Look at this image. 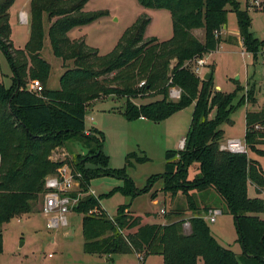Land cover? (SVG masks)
I'll list each match as a JSON object with an SVG mask.
<instances>
[{"label":"trees","instance_id":"16d2710c","mask_svg":"<svg viewBox=\"0 0 264 264\" xmlns=\"http://www.w3.org/2000/svg\"><path fill=\"white\" fill-rule=\"evenodd\" d=\"M136 1L145 9L168 11L172 36L165 41L146 38L151 18L143 13L123 32L113 50L100 55L84 37H68L72 29L107 15L103 11H84L89 0H31L30 37L23 49L14 48L11 40L10 9L16 0H0V48L13 71L10 87L0 83V254L3 226L33 213L48 192L47 178L60 175L67 163L79 175L75 176L78 189L69 195L75 198L80 194L73 210L82 214L85 254H140L141 264L149 256L161 257L163 264H264V200L248 196V186H253L257 194L264 189V172L247 154L219 149L223 136L219 126L231 124L230 115L245 102L255 103L253 89L233 105L237 88L231 93L216 91L213 76L208 81L199 79L190 65L185 66L218 50L228 13L235 15L243 48L256 58L264 42L249 32L248 11L251 3L263 0H246L245 9L237 0ZM45 22L49 24L52 51L65 67L58 90L48 88L51 65L42 57ZM196 30L203 31L201 40L194 36ZM67 63L71 66L67 67ZM36 79L43 85L41 94L28 89ZM142 81L145 84L139 88ZM173 86L181 89L177 101L167 99ZM155 96L161 99L134 103L137 98ZM108 97L125 99L121 114L128 122L142 118L158 124L193 105L183 148L165 153L163 174L150 177L143 190H136L123 170L107 168L101 132L92 129L88 135L85 133L89 107ZM212 111L214 115L210 117ZM257 123L264 124V105L259 111L246 112L244 137L248 150L262 155L257 146L264 142L252 128ZM75 137L83 140L85 155L53 162V151ZM192 164L198 165L199 172L189 180ZM97 176L123 179V186L112 192L131 196L148 192L154 181L162 180L165 195H184L189 209L194 211L195 216L187 220L190 232H183L185 211L170 212L176 219L166 224H142V218L128 213L127 206H119L110 218L101 207L102 197L88 194L89 181ZM217 201L233 217L242 251L239 256L216 240L200 215L201 211L218 209Z\"/></svg>","mask_w":264,"mask_h":264},{"label":"rangeland","instance_id":"374dc122","mask_svg":"<svg viewBox=\"0 0 264 264\" xmlns=\"http://www.w3.org/2000/svg\"><path fill=\"white\" fill-rule=\"evenodd\" d=\"M237 1L241 9L246 8V0ZM29 2L30 0H16L10 9L13 28L11 40L16 49L24 47L30 36L28 24H23L20 20L22 11H30ZM84 11H103L107 15L89 25L71 30L68 37L70 39L84 37L87 45L96 48L100 55L113 50L123 32L143 13L151 18V23L145 32L146 38L154 36L163 41L169 39L172 34L168 11L145 9L136 0H89ZM248 14L251 19L249 32L259 42H264V10H249ZM28 19L30 23L31 15ZM44 27L42 57L51 65L48 88L58 90L61 87L60 78L65 70L64 62L52 51L48 36L49 24L45 22ZM236 29L235 15L228 13L227 23L221 34L224 43L206 57L208 64L203 68V73L208 72L209 64L211 68L215 65L214 87L218 86L219 91L224 93H231L237 88L233 105L237 104L241 96H245L253 89L255 103L245 102L230 115L231 124L224 123L219 126L223 131L221 142L229 139L243 141L246 112L259 111L264 105V54H262L264 48L259 50L257 57L253 59L252 55L247 53L245 48L240 46L241 44L239 45L241 41L239 35L229 34L234 33ZM193 34L200 40L203 37L202 30H196ZM70 66L71 63H67V67ZM12 76L11 65L0 48V83L10 87ZM160 99L161 96L137 98L134 103L145 104ZM124 103V98L112 97L94 101L85 117V132L89 134V130L92 129L101 132L104 137L101 150L108 158L107 168L123 170L132 181L134 188L143 190L150 177L163 174L165 153L176 151L180 140L187 134L193 105L155 124L150 121H126L121 114ZM213 115L214 111L211 112L210 117ZM83 145V140L75 137L67 140L61 149L65 152L67 160L72 161L77 155H85ZM257 149L264 153V144L258 145ZM246 154L250 159L255 160L264 172V154L259 155L249 150ZM139 159L142 161L140 162ZM198 172V165L192 164L188 169V179L192 180ZM89 183L88 194L102 197L101 206L110 217L116 215L119 206H127L128 213L142 217L143 224H166L175 221V216L170 214L173 210L185 211L182 217L185 221L195 216L194 211L189 209L184 195L178 194L171 198L169 194L163 193V182L160 179L151 184L148 192L138 196L120 191L112 192L115 188L122 187L124 183L123 179L116 176H97ZM104 195L110 196L104 197ZM248 196L264 199V189L257 194L253 186H248ZM154 200L156 203H153ZM215 205L222 214L217 217L215 223L206 221L210 231L222 246L239 256L242 251L237 242L233 217L226 212L222 202L217 201ZM44 207L45 198H42L33 213L16 217L3 226V252L0 254V264H138L132 254L111 257L85 254L81 232L82 214L75 212L72 207L66 214L67 226L50 230L47 228L50 216L44 214ZM161 210L165 213H160ZM200 215L205 219L206 213L201 211ZM183 232L188 234L190 230L185 229ZM144 264H163V262L159 256H149ZM198 264H202V261H198Z\"/></svg>","mask_w":264,"mask_h":264},{"label":"built area","instance_id":"2783aa9c","mask_svg":"<svg viewBox=\"0 0 264 264\" xmlns=\"http://www.w3.org/2000/svg\"><path fill=\"white\" fill-rule=\"evenodd\" d=\"M250 6H251L250 10L263 11L264 0L255 1L251 3ZM20 19L23 24L28 23V16L25 12L20 13ZM240 42L242 44V41ZM243 54L244 53L242 52V55ZM190 63L193 74L199 79H202L203 68L206 67L208 64L207 58L206 57L196 58L185 65H189ZM169 83H171V81H169ZM144 84L145 82L142 81L140 82L138 87L141 88L144 86ZM28 89L29 91L35 92L37 94H41L43 92V85L39 80H33L29 84ZM180 94H181L180 88L174 86L170 87L168 91V100L177 101L180 98ZM252 128L253 131L258 132L261 135L260 140L264 142V124L257 123ZM183 143L184 140L180 144L181 148H183ZM59 149L61 148H56L53 151L51 160L53 162H66L67 158L65 157L66 156L65 152L63 151V149L61 150ZM219 149L221 151L229 152L232 154H246L248 151L245 140L241 141L235 139L222 141L219 145ZM0 165H1V157H0ZM75 176H79V175L74 174L70 166L67 163H64L60 175L49 176L46 180V188L48 192L45 195L44 214L46 216H50L47 223V228L50 230H57L60 227L67 226L66 214L69 212L70 208H72L75 205L78 198L80 197L79 193H77L78 196L75 198H72L69 195V193L76 192L79 186V182ZM160 213L164 214L165 212L164 210H161ZM219 215H221V212L218 209H211L206 213L205 220L209 223H215ZM185 229L190 230V224L187 221L183 224V230ZM136 257L138 264H141L143 259L142 255L137 254Z\"/></svg>","mask_w":264,"mask_h":264},{"label":"crops","instance_id":"0c3cea01","mask_svg":"<svg viewBox=\"0 0 264 264\" xmlns=\"http://www.w3.org/2000/svg\"><path fill=\"white\" fill-rule=\"evenodd\" d=\"M30 2H31V0H30ZM30 2H29V8H30ZM22 12H25V11H22ZM26 14H27V16L29 17V15H30V11H28V12H25ZM11 16V15H10ZM21 20V19H20ZM151 23V22H150ZM10 24H11V19H10ZM28 26H29V29H30V23H29V19H28ZM11 28H12V25H11ZM73 30V29H72ZM222 33H223V31H222ZM12 34H13V28H12ZM68 34H69V32H68ZM229 34H232V35H239V33H238V30L236 29V31H234V33H229ZM171 36H172V34H171ZM170 36V37H171ZM30 37V36H29ZM152 37H154V36H152ZM11 38H12V35H11ZM79 38H81V37H79ZM79 38H77V39H79ZM149 38V37H148ZM154 38H156L158 41H161L158 37H154ZM168 40V39H167ZM28 41H29V39H28ZM27 41V42H28ZM163 41H165V40H163ZM86 42V41H85ZM224 43V41L222 42V44ZM27 44V43H26ZM25 44V45H26ZM87 44V43H86ZM241 44V42H239V45ZM25 45H24V47H25ZM221 45V44H220ZM241 47H242V44L240 45ZM24 47H22V48H19V49H23ZM219 49V48H218ZM210 66L209 67H207V69H208V72L207 73H210V77L211 76H213V74H214V71H215V65L211 68V64H209ZM211 69H213V73H212V70ZM206 72H205V74H207ZM204 73H203V77H204V75H205ZM203 79V78H202ZM12 80H13V76H12ZM215 90L216 91H219L220 89H219V87L218 86H216L215 87ZM222 92V91H221ZM252 112H254V111H252ZM137 121H140V122H148V121H146V120H144V119H142V118H140L139 120H137ZM185 138V137H184ZM184 138H182L181 140H180V142H179V146H178V149L176 150V151H178V150H180V149H182L181 148V142L184 140ZM173 151V150H172ZM153 203H156V200H154V202ZM102 207V206H101ZM105 210V209H104ZM107 213V212H106ZM132 214V213H131ZM134 215V214H133ZM142 218V217H141ZM143 222V221H142ZM143 224V223H142ZM148 224V223H147ZM149 224H151V223H149ZM153 224H163V223H153ZM133 255V254H132ZM133 257H135L136 259H137V257H136V255H133ZM146 261V260H145ZM198 264V263H197Z\"/></svg>","mask_w":264,"mask_h":264},{"label":"water","instance_id":"95a60500","mask_svg":"<svg viewBox=\"0 0 264 264\" xmlns=\"http://www.w3.org/2000/svg\"><path fill=\"white\" fill-rule=\"evenodd\" d=\"M210 79V73L204 75L203 80L208 81Z\"/></svg>","mask_w":264,"mask_h":264}]
</instances>
